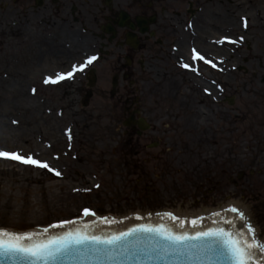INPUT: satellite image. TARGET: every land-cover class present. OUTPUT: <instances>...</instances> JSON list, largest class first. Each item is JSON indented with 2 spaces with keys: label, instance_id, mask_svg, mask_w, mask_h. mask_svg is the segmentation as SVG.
Wrapping results in <instances>:
<instances>
[{
  "label": "flooded vegetation",
  "instance_id": "obj_1",
  "mask_svg": "<svg viewBox=\"0 0 264 264\" xmlns=\"http://www.w3.org/2000/svg\"><path fill=\"white\" fill-rule=\"evenodd\" d=\"M27 32L76 40L62 48L77 66L97 57L81 105L109 95L128 125L127 166L152 209L138 214L200 227L237 207L264 238V0H0V41ZM187 199L198 214L159 208Z\"/></svg>",
  "mask_w": 264,
  "mask_h": 264
},
{
  "label": "rangeland",
  "instance_id": "obj_2",
  "mask_svg": "<svg viewBox=\"0 0 264 264\" xmlns=\"http://www.w3.org/2000/svg\"><path fill=\"white\" fill-rule=\"evenodd\" d=\"M69 42L62 36L31 32L7 34L0 41V76L12 63L27 68L21 82L29 102L27 114L12 113L8 129L0 121V151L31 155L60 172L57 176L44 168L0 158V228L17 233L41 231L85 217L86 207L107 218L152 210L142 200L148 192L145 183L139 184L127 166L123 118L120 111L116 116L118 112L111 110L110 96H95L87 109L81 105L86 87L80 82L87 69L62 83L44 82L72 70L75 60L51 55L74 46ZM174 177H167L168 185L176 183ZM175 195L179 194L168 192L163 199ZM191 204V199L162 200L159 208L198 214Z\"/></svg>",
  "mask_w": 264,
  "mask_h": 264
},
{
  "label": "snow or ice",
  "instance_id": "obj_3",
  "mask_svg": "<svg viewBox=\"0 0 264 264\" xmlns=\"http://www.w3.org/2000/svg\"><path fill=\"white\" fill-rule=\"evenodd\" d=\"M96 59V56H91L84 64L74 65L68 73L58 74L54 79L49 77L44 82L55 84L72 78L76 71H83ZM193 61H202L216 68L215 63L195 49ZM182 66L186 69L191 67L188 64ZM0 158L44 168L60 175L46 162L31 155L0 151ZM229 212L244 222L243 229L234 228L231 221L227 222V228L213 221V226L198 227L191 234L163 224L135 225L108 234H96L80 228H70L56 235H52L47 228L43 233L20 234L0 228V260H9L13 264H58L65 258H73L75 264H264V238L256 235L255 225L242 209L231 207ZM83 215L95 216L96 213L86 207ZM164 215L170 220H179L172 213ZM214 215L218 216L219 213ZM136 219L142 217L137 216ZM192 223L196 225L198 221L193 220ZM73 224L75 221H63L51 225V228L64 229Z\"/></svg>",
  "mask_w": 264,
  "mask_h": 264
},
{
  "label": "bare ground",
  "instance_id": "obj_4",
  "mask_svg": "<svg viewBox=\"0 0 264 264\" xmlns=\"http://www.w3.org/2000/svg\"><path fill=\"white\" fill-rule=\"evenodd\" d=\"M69 40H70L69 43H73L74 46L77 45L76 40L74 39H69ZM76 53L77 51L65 53L64 51L59 50L58 53L57 52L51 53V55H55L59 57H69L68 54L75 55ZM25 70L28 69L20 68L13 63L12 66L7 67L6 69H2V73H4L5 75H1L0 77L3 76L5 79L4 78L0 79V121L5 123L4 124V127H6L5 129H8L6 122L8 121L9 118H11V116H13L12 113H17V114L28 113L29 102L21 82V80L23 79L22 76H24L25 74ZM9 130L12 133H15V130L13 129H9ZM96 219L98 220L99 218ZM80 220H87L88 223H92L94 219L84 218Z\"/></svg>",
  "mask_w": 264,
  "mask_h": 264
},
{
  "label": "water",
  "instance_id": "obj_5",
  "mask_svg": "<svg viewBox=\"0 0 264 264\" xmlns=\"http://www.w3.org/2000/svg\"><path fill=\"white\" fill-rule=\"evenodd\" d=\"M141 224H149L153 226L163 224L166 227L172 228L173 230L186 231L190 234L195 231L194 229H188V230L179 229L175 227L174 225L163 223V222L134 221V222H128V223L119 225L118 227L117 225H115V221L113 219H98V220L94 219L92 223H88L87 220H78L75 222V224L69 225L64 229H53L54 232H51V234L56 235L59 232L67 231L70 228H80L81 230H85V231H94L96 234H101V233L108 234V233L120 232V231L126 230L127 228L133 227L135 225H141ZM219 225L225 228L228 227L227 224H223V223H220ZM9 231L13 232V230H9ZM0 264H13V262L9 260H0ZM58 264H75V261L73 260V258H65L64 260L59 261ZM133 264H135V262H133Z\"/></svg>",
  "mask_w": 264,
  "mask_h": 264
}]
</instances>
